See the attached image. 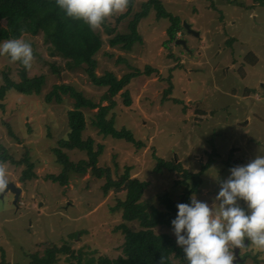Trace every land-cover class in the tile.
I'll return each mask as SVG.
<instances>
[{"label":"rangeland","instance_id":"obj_1","mask_svg":"<svg viewBox=\"0 0 264 264\" xmlns=\"http://www.w3.org/2000/svg\"><path fill=\"white\" fill-rule=\"evenodd\" d=\"M145 1L137 0L134 10L121 20L120 15L127 9L103 21L128 32L129 21ZM161 1L168 11L182 19L183 30L177 37L186 41V47L177 44V40L168 42L171 22L158 18L152 8L139 24L142 41L132 50L106 42L96 55L98 74L112 71L121 77L133 67L156 68L151 75L132 79L128 85L133 100L130 106L120 96L123 89L116 97L117 105L108 114L114 117L117 128L133 130L146 146L139 148L104 136L92 127L91 117L97 107L84 109L89 124L84 137H94L96 143L104 145L98 165L109 167L114 177L122 174L125 166H131L132 177L147 182L142 200L157 204L158 193L169 187L173 198L179 201L184 185L176 188L175 179H182L187 169L203 179L201 192L192 195L212 203L219 180L228 176L230 167L264 155V0ZM184 22L199 34L188 33ZM0 24L5 25V21L0 20ZM97 29L107 37L104 26ZM21 39L29 42L33 51L28 76L44 75L45 81L39 98L12 92L0 99V155L7 154L19 162L0 159V168L6 182L21 189L15 200L14 192L5 191L2 195L5 186L0 187V245L5 251L4 260L25 264L30 260L29 251L40 248L43 254L44 248L37 243L41 239L60 240L59 245L71 241L75 250L95 249L92 255L117 256L124 239L121 230L115 229L122 221V210L114 207L125 198L126 191L111 189L106 195V176L96 177L91 167L84 174L71 172L68 185L47 179V175L61 171L52 150L59 147L61 138L68 137L67 112L74 107L69 94H63L60 101L51 96L50 102L47 95L55 84L66 83L99 101L105 88L96 87L84 68L71 69L66 65L67 59L52 55L42 33H27ZM23 68L6 55L0 56V85L4 83L5 71L10 78L20 81ZM170 73L174 89L166 99L165 89L170 84L166 78ZM198 108L203 114L196 112ZM68 153L75 161L88 158L84 152ZM176 155L182 164L181 173L159 167L158 157L168 159ZM29 162L34 163L37 177L24 183L21 177ZM92 226L98 231L78 233L89 231ZM168 231L172 234L171 229H157ZM230 251L236 264H264V252L250 244L239 247V256L234 248ZM68 254L58 264H70ZM2 258L0 252V264Z\"/></svg>","mask_w":264,"mask_h":264},{"label":"trees","instance_id":"obj_2","mask_svg":"<svg viewBox=\"0 0 264 264\" xmlns=\"http://www.w3.org/2000/svg\"><path fill=\"white\" fill-rule=\"evenodd\" d=\"M137 3V0H128L127 11L120 15L119 20L129 15ZM140 7L141 10L136 11L129 21L128 32L119 31L117 25L113 27L103 21L101 25L104 26L107 34V37H104V33L98 29L90 30L83 22L64 16L62 10L55 5V0H0V20L5 21V25L0 24V40L21 38L27 33L31 35L42 33L47 43L50 44L52 55H60L67 59L66 65L71 69L84 68L86 75L96 87L105 88L99 101L86 95L84 91L74 85L66 83L55 84L47 95L48 102H50L51 96L58 101L63 100V94H69L74 99V107L68 109L67 112L68 137L61 138L58 142L59 147L52 150L61 171L58 174L47 175V179L63 186L68 185L71 172L84 174L88 167H91V171L96 177L106 176V182L103 185L106 195L111 189L126 191L125 198L120 199L114 207L115 210H122V221L115 228L121 230L124 239L119 255L113 257L108 253L92 255L96 252L95 249L86 252L80 249L75 250L71 241H63L65 243L59 245L60 240L41 239L37 243L39 247L44 248L43 254L39 252L40 248L29 251L30 260L25 264H58L68 253L66 259L70 260V264H186L181 248L175 243V237L169 231L157 232V229L159 227L171 229L170 221L175 217L176 204L187 203L192 194L201 192L203 184L201 175L184 169L185 173L182 179H175L176 188L179 185H184L179 201L173 198V190L169 187L162 188L158 193L157 204L144 201L142 198L148 186L147 182L138 176L132 177L131 166H125L124 172L117 175L118 177H114L109 167L98 165L104 152V145L96 143L94 137H84V132L89 128L85 110L97 107L98 110L91 117L92 127L98 128L104 136L125 140L139 148L146 146L142 139L136 138L133 130L127 127L117 128L114 117H108V114L117 105L116 97L123 89L120 96L124 97V104L130 106L133 100L128 85L132 79L142 74L151 75L156 71V68L151 65H146L144 70L133 67V70L124 73L121 77L112 71H106L103 74L96 72L98 66L96 55L106 42L112 47L119 46L125 50H132L136 43L142 41L139 24L143 18L148 16L152 8L156 10L158 18H166L171 22L167 30L168 42L178 39L177 33L183 30L182 19L179 15L168 11L161 0H147L141 3ZM174 68L170 69L172 73ZM27 69L24 67L20 71V81L10 78L8 71L3 73L4 83L0 85V99L12 92L19 96H36L38 98L42 95L44 75L30 77L27 74ZM166 79L170 84L164 94L165 98L169 99L167 97L172 94L174 89L171 73ZM171 99L175 102L180 101L176 98ZM104 102L107 104H103ZM0 106L3 104L0 103ZM187 107L186 104L183 106L184 112L187 111ZM196 112L203 114V110L199 108ZM69 151L84 152L88 158L72 160ZM0 156L3 162H7L9 158L12 162L19 163L7 154ZM158 163L159 167L169 168L178 174L183 171L177 155L168 159L158 157ZM33 167L34 163L29 162L28 168L23 171L21 180L24 183L37 177ZM174 177H177L176 174ZM94 231H98L96 226H92L89 231L80 230L78 233L88 234ZM245 245L247 246L248 242ZM0 252L3 256L2 264H9L4 260L5 251L2 245H0ZM234 252L236 254V248H234ZM236 255L239 256V253Z\"/></svg>","mask_w":264,"mask_h":264},{"label":"clouds","instance_id":"obj_3","mask_svg":"<svg viewBox=\"0 0 264 264\" xmlns=\"http://www.w3.org/2000/svg\"><path fill=\"white\" fill-rule=\"evenodd\" d=\"M128 0H55L64 16L83 22L90 30L103 20L123 12ZM19 62L26 69L33 59L31 44L19 37L0 40V56ZM6 182L0 168V187ZM243 202V203H241ZM171 232L186 264H234L230 248L248 242L264 252V155L229 168L212 203L189 197L176 204Z\"/></svg>","mask_w":264,"mask_h":264},{"label":"water","instance_id":"obj_4","mask_svg":"<svg viewBox=\"0 0 264 264\" xmlns=\"http://www.w3.org/2000/svg\"><path fill=\"white\" fill-rule=\"evenodd\" d=\"M184 25H185V29H186V31H188V33L197 34V35L199 34V33L195 32V30L187 22H184ZM176 42H177V44H183L184 47L187 46V43H186V41L184 39H177ZM4 186H5L4 187L5 190L2 192V195H3V193L5 191H12V192L15 193V200H17L18 197H19V193H20V190L21 189H19L18 187H16L13 183H7V182H5L4 183ZM245 243H247V241H245ZM238 253H239V248H236V254H238Z\"/></svg>","mask_w":264,"mask_h":264},{"label":"crops","instance_id":"obj_5","mask_svg":"<svg viewBox=\"0 0 264 264\" xmlns=\"http://www.w3.org/2000/svg\"><path fill=\"white\" fill-rule=\"evenodd\" d=\"M176 14H177V13H176ZM178 15H179V14H178ZM206 32H207V31H206ZM206 32H205V33H206ZM207 37H209V38H210V36H207Z\"/></svg>","mask_w":264,"mask_h":264}]
</instances>
